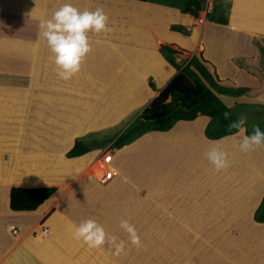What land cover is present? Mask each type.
Wrapping results in <instances>:
<instances>
[{
  "label": "crops",
  "instance_id": "obj_1",
  "mask_svg": "<svg viewBox=\"0 0 264 264\" xmlns=\"http://www.w3.org/2000/svg\"><path fill=\"white\" fill-rule=\"evenodd\" d=\"M134 2L143 3L142 13L134 14L129 7ZM65 3L81 11L103 8L112 28L107 35L89 34L93 50L81 72L69 81L58 78L52 53L38 39L39 18L50 17ZM164 6L152 0H0V264H93L92 256L100 257L105 250L88 248L69 231L87 219H95L110 235L125 241L121 219L134 224L139 235L149 231L155 255L157 242L163 239L165 256L159 263L150 260L151 264H264V223L254 218L264 197L259 186L264 184V169L253 165L259 156L254 151L245 160L238 149L230 160L232 170L215 176L233 183L232 189L217 186L208 192H204L205 174L219 172L202 168V175L185 177L181 163L174 166L182 158L173 143L177 126L141 137L155 134L146 148L139 149L149 151L148 163L132 161L130 174H125L120 160L114 166L117 176L106 185L88 174L92 164L82 166L89 153L67 157L76 138L92 132L108 135L110 128L136 115L173 80L178 70L162 55L161 45L204 58L208 23L226 29L242 44L264 38V0H207L206 16L212 13L214 18L200 22L199 17L185 14L183 32L172 30L176 24L172 17L166 18L172 12ZM204 59L207 65L209 60ZM205 129L192 137L206 146L200 148V158L213 141L226 139L223 144L232 147L241 140H229L233 135L210 140ZM160 134L169 136L164 141L168 145L158 141ZM179 134V140L184 139V133ZM185 139L189 144L191 140ZM139 143L122 149L110 146L114 160L115 152L137 148ZM137 168L139 174L133 171ZM161 177L176 186L162 193ZM43 187L57 190L37 210H12L13 188Z\"/></svg>",
  "mask_w": 264,
  "mask_h": 264
},
{
  "label": "rangeland",
  "instance_id": "obj_2",
  "mask_svg": "<svg viewBox=\"0 0 264 264\" xmlns=\"http://www.w3.org/2000/svg\"><path fill=\"white\" fill-rule=\"evenodd\" d=\"M154 2L159 3H165L169 11L172 12V14H168L166 18L170 19L172 17L173 22L176 25H181V23L185 22V13L182 11V7L187 3V0H152ZM134 5L129 6L131 9H135V15L142 13L143 10L142 4L138 5V2H134ZM138 6H141V8H137ZM207 0L204 1V10L200 14V22L207 20H212L214 18V15L212 13H209L207 16ZM141 9V10H140ZM139 12V13H137ZM129 13H133L129 12ZM126 17L131 16L129 14L125 15ZM143 21V20H142ZM144 23V21H143ZM145 24H149V22H145ZM264 38L258 39L254 41L251 39L247 43H241L239 39H235V36H232L230 33L226 31V29L222 27H217L213 24L208 23L207 27L205 29L204 33V46L205 50L204 52V58L208 59L207 67L212 72L216 80L219 84L231 87V88H240V87H247L250 88V92L248 94H244L243 96L239 97H233L229 95H223L220 94L219 97L222 99V101L228 105L230 108H232L233 113L237 116H245L247 118V125L246 127L250 130H252V127L254 125H258L261 130H264ZM173 47V46H172ZM174 48V47H173ZM175 49V48H174ZM192 49V48H191ZM259 51V52H258ZM257 53H260L258 57L256 56ZM170 101V99H169ZM144 109V108H143ZM137 111L136 115L132 114L129 117H127L124 120V123H121L117 125V127L110 128L108 135L99 136L97 138L101 145H97L93 148L89 154L84 157L83 167H87L91 165L102 153L106 151H110V146L112 145L111 139L116 135V133L122 129L125 126H128L132 121L136 120L137 117L141 114L143 111ZM207 117L200 116L196 122H180L175 127L173 143L174 145H177L175 147V151L179 152L177 153L178 156L182 155V158L179 161H176L174 163V166H176L178 163L182 165L184 171L183 175H193V174H201L202 175V168L203 171H214L212 165H209V161L205 158H200V148H204L206 146H203V143H201V140L198 138L196 139V142L193 140L192 137L199 136L202 134V130L205 129V121L207 120ZM169 132V131H168ZM180 132L184 133L182 135L185 139L189 138L191 141L188 140L185 142L184 139L179 140V137L176 135ZM195 132V134H194ZM198 133V134H197ZM161 135V134H160ZM160 135H157L160 137ZM194 135V136H193ZM152 136H155V134H150L146 136L144 139H137L134 143L140 141L139 144H137L138 151H133L134 148H129L126 152H115V160L113 162V166L116 165V163H119L120 160L124 163L122 171L125 174H130V171L132 170L131 165L132 161H138V164H143L147 162V159H149V151L147 152L143 150H139L142 148H146L145 144L148 143V141L152 138ZM162 136V135H161ZM185 136V137H184ZM234 137L228 138L229 140H233L234 138H240V136L233 135ZM169 136H162V140L160 141L162 144H166L164 142ZM141 139V140H140ZM178 140L180 142H178ZM186 140V139H185ZM226 140V139H225ZM224 140V141H225ZM229 140H227L229 142ZM177 141V142H175ZM194 141V142H193ZM222 141V143H224ZM207 142V141H206ZM169 143V142H168ZM168 143L166 145H168ZM186 144V146H185ZM210 147L212 146V143H209ZM207 145V143H206ZM239 143L232 145V147L224 146V150L228 152L229 154V160H233L235 158V152L239 149L238 147ZM173 146V145H172ZM171 146V147H172ZM174 147V146H173ZM172 149V148H170ZM174 149V148H173ZM173 149L171 151H173ZM208 150V149H207ZM255 153L259 154L257 157L258 159L256 162H254L255 167L263 168L264 169V149L260 148L259 151H254ZM113 152H111L112 154ZM249 153H243L244 159L248 160L251 158ZM236 160V159H235ZM115 163V164H114ZM148 163V162H147ZM149 166V164H148ZM231 166V165H230ZM252 168H254L251 165ZM121 169V166H119ZM233 167H229L227 170L220 171L219 173L212 172V175L205 174L208 176V179L204 181V192H208L209 189H213L217 186H220V188L228 187L232 189L233 183H226L222 180L215 179V176H221L225 171L232 170ZM135 173H138V168L133 170ZM134 173V174H135ZM147 175L149 174L148 167L145 168V172ZM162 178V177H161ZM161 185H162V193H164L166 190L169 189V191L172 189V187L176 184L171 180L170 178H162L161 179ZM101 184V183H100ZM159 184V182H158ZM259 186L262 188V191H264V184H259ZM209 188V189H208ZM180 190H177V192H180ZM197 195V191L195 192ZM148 218H145V221H147ZM163 234V232H162ZM142 247L137 249L135 246L128 244L126 248V254L121 255L119 257L112 255L113 249H110L108 245H105L104 248L101 250L104 255L94 254L92 256L93 264H151V261H156L159 263L164 256L165 253L164 249V243L163 239L161 242H157L159 254L155 255L154 252L151 253L152 250V242H150V238L152 236L150 235L149 231L141 232L140 233ZM153 239V238H152ZM15 243V242H13ZM154 250V249H153ZM152 254V255H151ZM161 254V255H160ZM193 261V260H192ZM195 263V262H194ZM164 264V263H161ZM185 264V263H182Z\"/></svg>",
  "mask_w": 264,
  "mask_h": 264
},
{
  "label": "trees",
  "instance_id": "obj_3",
  "mask_svg": "<svg viewBox=\"0 0 264 264\" xmlns=\"http://www.w3.org/2000/svg\"><path fill=\"white\" fill-rule=\"evenodd\" d=\"M147 2L148 0H137ZM205 0H187L183 13L196 18L204 10ZM221 23H226L219 20ZM172 30L183 32L184 28L173 25ZM160 52L166 60L178 70L173 80L151 101L127 128L111 139V149H122L146 134L168 132L180 121H194L199 116H206L210 121L205 129V135L210 140H219L235 135V130L229 132L227 125L238 117L232 108L219 97L220 94L233 97L243 96L250 88H231L218 83L212 72L206 66V60L198 56L185 55L169 45H161ZM150 86L155 88L151 82ZM170 99V101H169ZM230 113L226 120L224 113ZM124 123V121L122 122ZM117 127V126H116ZM248 129V128H247ZM252 130L248 129V133ZM100 133L92 132L76 138L74 147L67 153L68 158L88 154L97 145H101ZM55 187L43 188H13L11 192V208L16 212L35 211L55 192ZM255 221L264 223V197L255 212Z\"/></svg>",
  "mask_w": 264,
  "mask_h": 264
},
{
  "label": "clouds",
  "instance_id": "obj_4",
  "mask_svg": "<svg viewBox=\"0 0 264 264\" xmlns=\"http://www.w3.org/2000/svg\"><path fill=\"white\" fill-rule=\"evenodd\" d=\"M38 27V39L44 41L52 53L56 75L63 81H69L81 72L82 64L93 50L89 34L107 35L112 31L109 16L103 8L81 11L69 3L60 6L50 17H40ZM36 49L38 50V45ZM223 115L226 120L230 118L228 112ZM246 125L247 118L243 115L227 125L229 132L235 130L234 134L241 137L239 150L249 153L264 148V130L254 125L251 133H248ZM204 158L217 172L227 170L231 164L222 141H213L212 146L204 153ZM120 228L127 234V241L110 235L95 219L84 220L78 225L73 224L69 231L74 240L90 249L99 250L108 245L113 249L112 255L117 257L126 254L129 243L137 249L142 247L141 237L134 224L121 219Z\"/></svg>",
  "mask_w": 264,
  "mask_h": 264
},
{
  "label": "built area",
  "instance_id": "obj_5",
  "mask_svg": "<svg viewBox=\"0 0 264 264\" xmlns=\"http://www.w3.org/2000/svg\"><path fill=\"white\" fill-rule=\"evenodd\" d=\"M114 154L110 151L102 153L90 166L88 174L95 178L99 183L106 185L110 183L116 176L117 170L113 166ZM14 234H17L18 230L15 226L11 228ZM47 228H44V234H47Z\"/></svg>",
  "mask_w": 264,
  "mask_h": 264
},
{
  "label": "bare ground",
  "instance_id": "obj_6",
  "mask_svg": "<svg viewBox=\"0 0 264 264\" xmlns=\"http://www.w3.org/2000/svg\"><path fill=\"white\" fill-rule=\"evenodd\" d=\"M111 152V151H110Z\"/></svg>",
  "mask_w": 264,
  "mask_h": 264
}]
</instances>
